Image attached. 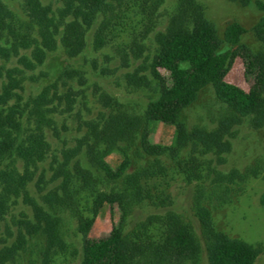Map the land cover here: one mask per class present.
<instances>
[{
  "label": "trees",
  "instance_id": "obj_1",
  "mask_svg": "<svg viewBox=\"0 0 264 264\" xmlns=\"http://www.w3.org/2000/svg\"><path fill=\"white\" fill-rule=\"evenodd\" d=\"M59 1L55 7L44 0H10L19 4L15 9L0 0V229L21 203L32 210V217L23 214L17 221L14 242L0 239V264L14 263L34 239L44 241L41 264H58L69 253L80 256L78 264H198L203 244L193 226L177 213L152 214L129 231L127 224L136 207L147 202L150 182L168 176L160 158L172 159L173 172L183 174L188 182H203L205 162L197 154L221 157L231 151L225 136L230 125L240 122L238 117L211 132H189L181 121L203 89L212 86L236 115L250 118L255 129L264 127V51L242 42L247 31L237 22L228 25L221 38L200 0H175L165 29L158 32L162 10L170 0ZM236 1L245 7L251 4V0ZM129 29L140 30L142 42L135 39L124 59L129 65L132 53L143 61L127 75L128 82L153 93L144 113L134 114L107 95L103 99L107 113L83 121V134L74 146L64 144L54 150L48 134L62 138L57 118L75 111L78 94L72 88L61 92L56 82L25 98L21 92L26 72L43 66L59 48L69 58L80 57L93 30V49L101 51ZM253 32L264 43V17ZM150 39L152 53L144 57L143 41ZM238 58L246 81L251 82L248 91L227 81ZM14 60L18 66L7 67ZM74 74L80 76L73 70L63 77ZM152 123L174 128L170 145L152 141ZM115 153L123 160L114 169L107 159ZM135 155L155 161L148 167L136 166ZM258 174L253 168L217 173L214 183L220 189ZM32 184L39 198L32 195ZM210 198L199 196L195 206L209 264H256L261 249L218 230L213 211L205 204ZM169 199L159 201L169 205ZM105 205L110 207L112 230L93 238L91 231ZM68 218L76 221L80 249L71 251L65 229ZM6 231L13 237L10 228Z\"/></svg>",
  "mask_w": 264,
  "mask_h": 264
},
{
  "label": "rangeland",
  "instance_id": "obj_2",
  "mask_svg": "<svg viewBox=\"0 0 264 264\" xmlns=\"http://www.w3.org/2000/svg\"><path fill=\"white\" fill-rule=\"evenodd\" d=\"M15 9L19 4L11 3ZM175 0H170L162 10L156 32L164 30L167 25V17L173 9ZM46 4L55 7L60 6L59 0H44ZM205 6L207 17L217 27L221 38L224 37L228 25L237 22L247 31L242 42L254 50L264 51V43H261L253 32L254 26L264 17V0H251L247 7L236 0H200ZM140 30L132 31L118 37L108 47L101 51H95L92 46L90 33L89 45L86 52L78 58H69L62 48L52 53L43 66L36 70L26 72L24 91L21 94L25 97L36 96L41 90L54 83L59 82L60 91L66 92L69 88L74 89L78 94V103L75 111L71 114L57 118L62 132V138H55L51 132L48 134L49 141L54 150L61 149L64 144L74 146L76 139L81 137L80 125L83 121L98 119L102 114L107 113L104 106V98L108 95L118 99L125 104L126 109L134 114L144 113L148 101L153 96L150 88L131 86L127 75L134 71L143 61L136 60L130 54V64L124 59L125 51H130L134 46L135 39L142 42L138 35ZM145 46L144 57L152 53L153 39L143 41ZM148 48V50H147ZM129 52V53H130ZM18 66L17 60L12 61L7 67ZM78 71L80 76L74 74L73 78L63 77L65 71ZM144 74V73H143ZM142 74V75H143ZM61 78L63 80H61ZM227 81L245 90H249L251 82H247L244 75L243 61L238 58ZM65 82V83H64ZM3 80L0 79V92ZM238 117L240 122L229 126L225 140L232 144L231 151L224 153L221 157L217 154L200 155L201 161L205 162V179L203 182H188L183 174L173 172L175 164L169 157L160 158V165L167 167L168 176L160 180L151 181L147 186V202L136 207L132 217L127 224V231L145 220L152 214L164 215L173 211L180 215L186 222L190 223L203 244V255L198 264H209L206 251L205 239L201 231V224L196 216L195 206L199 196L205 195L206 205L213 211V219L216 228L231 238L242 239L261 249V254L256 264H264V127L255 129L251 126L250 118H242L236 115L226 104L220 101L212 86L203 89L197 101L181 115V121L186 125L189 132L195 129H204L209 132L217 131L223 123L230 122ZM64 126L66 129H64ZM152 141L162 145H170L173 142L174 128L162 123H152ZM190 149V148H189ZM189 149L184 152L183 157L189 154ZM123 157L119 153L111 155L107 162L114 169L122 162ZM136 166H150L154 158H140L134 156ZM49 167V161L44 164ZM135 168V165L133 166ZM249 168L258 170L259 174L244 182H236L232 185L224 184L217 188V173L229 174L234 170L245 173ZM131 168L130 171H132ZM215 171V172H214ZM50 173H48V177ZM31 193L39 198L35 185H31ZM216 193V195H215ZM169 197L168 203L161 204V200ZM160 200V201H159ZM154 201L157 204H154ZM115 222L119 221V211L116 209ZM28 214L32 217V210L29 206L21 203L15 207L8 216L7 221L0 229V239H7V243L16 240L17 221ZM113 219L110 207L105 205L97 218L91 231V237L100 238L112 230ZM7 227L13 232L9 237ZM67 240L71 244V251L81 248L80 235L77 232V224L73 219L68 218L66 222ZM3 246L0 240V247ZM44 246L42 239L30 240L28 247L11 264H41V251ZM80 256L67 254L60 257L58 264H78Z\"/></svg>",
  "mask_w": 264,
  "mask_h": 264
}]
</instances>
